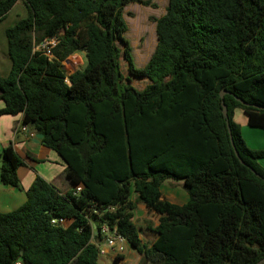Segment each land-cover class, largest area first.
Instances as JSON below:
<instances>
[{"label":"trees","instance_id":"16d2710c","mask_svg":"<svg viewBox=\"0 0 264 264\" xmlns=\"http://www.w3.org/2000/svg\"><path fill=\"white\" fill-rule=\"evenodd\" d=\"M19 1L28 15L5 31L11 67L0 75V116L22 115L46 147L74 154L69 171L82 190L61 193L38 176L23 206L0 213V264H98L102 237L93 225L102 224L150 264H259L264 180L236 157L223 105L240 156L264 178V150L250 149L234 121L241 109L249 126L264 129V0H169L143 68L123 12L149 1L0 0V22ZM49 38L58 40L51 58L34 50ZM77 52L86 66L68 74L62 63ZM121 55L131 76L150 81L145 89L123 75ZM104 119L118 122L112 132L118 139L123 130L126 141L96 175L111 145ZM22 165L13 144L5 147L1 183L19 189ZM167 179L184 181L185 204L162 199ZM132 191L159 217L151 246L134 222Z\"/></svg>","mask_w":264,"mask_h":264},{"label":"crops","instance_id":"0c3cea01","mask_svg":"<svg viewBox=\"0 0 264 264\" xmlns=\"http://www.w3.org/2000/svg\"><path fill=\"white\" fill-rule=\"evenodd\" d=\"M1 57L0 63L1 60L4 59L3 65L5 67V63L7 62L6 53ZM62 65L68 74H72L77 70L83 69L86 66L85 53L77 52L71 55L62 63ZM4 107V101L0 100V110ZM237 111H241L244 114L241 109H237ZM240 122L241 123H239V125L242 129V136L248 147L252 150H264V129L256 128L257 130H247L246 125L248 127L250 126L248 125L246 116L244 120ZM117 124L118 122L112 119H104L102 122V125L111 141V145L108 147V151L105 152L96 163V175L108 166V158L113 151L115 146L114 144L126 141V135L123 130L122 133L118 135V139L115 138V133H113L112 130L117 126ZM112 140H114V142H112ZM11 144H13L16 152L23 160V165L18 170L21 187L18 189L11 186H5L0 181V213H9L23 206L27 201L26 193L38 176L53 185L61 193H66L72 189L82 186L74 184L69 171V160L71 161L75 159V155L67 152V159L63 155H60L46 147L41 135L31 129H28L22 124V115L0 116V165L1 153L3 149ZM259 163L264 168V159H261ZM161 191L162 199H166L173 204L183 205L189 200L188 192L185 188L184 181L182 180L178 181L174 179H167L163 183ZM131 200L136 202L134 222L139 229L140 238L144 244L151 246L157 237L153 228L158 226L159 217L150 212L143 203L137 201L138 194L134 191L131 193ZM126 254L127 253L122 255L123 259H121V261L125 264L129 262ZM131 255H134V258L137 260L140 259L142 261L143 259V256L133 249L130 256ZM107 256L116 258L110 254ZM148 264L150 263L148 262Z\"/></svg>","mask_w":264,"mask_h":264},{"label":"rangeland","instance_id":"374dc122","mask_svg":"<svg viewBox=\"0 0 264 264\" xmlns=\"http://www.w3.org/2000/svg\"><path fill=\"white\" fill-rule=\"evenodd\" d=\"M142 1H149L150 5L132 3L125 7L123 12L124 19L128 26V31L125 34V38L129 41L130 46L132 47L134 63L137 68H143L153 55L158 42L157 20L166 14L169 4V0ZM27 15L28 10L25 4L22 1H19L16 6L8 13L6 19L0 22V58H2L1 56L5 53L7 55L5 31L8 28L13 27L20 19L27 17ZM120 47L122 48V46ZM3 60L4 59H2L0 63V75L7 76L11 65L8 55L6 57L7 62L5 63V67L3 65ZM120 63L123 75L130 79L131 84L134 87L142 90L149 84L147 79H140L129 74L128 63L124 60L122 55ZM235 111L234 121L239 124L241 123L240 121L244 120L245 116L241 111H237V109ZM246 127L247 130H257L255 127H248L247 125ZM131 252L132 249L128 247L126 256L129 259V262L126 264H148V261L144 258L141 261L140 259L137 260L134 258V255L130 256ZM107 255L108 254L100 256L98 264H125L120 259H117V257L112 258L108 257Z\"/></svg>","mask_w":264,"mask_h":264},{"label":"built area","instance_id":"2783aa9c","mask_svg":"<svg viewBox=\"0 0 264 264\" xmlns=\"http://www.w3.org/2000/svg\"><path fill=\"white\" fill-rule=\"evenodd\" d=\"M58 40L57 38H49L45 39L42 43L35 47V51L43 52L46 56L52 57L51 51L57 46ZM26 127V126H25ZM25 130V128H24ZM82 190V187H78L76 189V193H79ZM52 224L68 227L70 224V220L65 218H53ZM93 228L97 233L100 232L102 241L98 243V248L100 252V256L105 254H110L119 258L124 255L129 247L127 239L118 232L116 227H110L108 224H102L99 229L97 226L93 225Z\"/></svg>","mask_w":264,"mask_h":264},{"label":"water","instance_id":"95a60500","mask_svg":"<svg viewBox=\"0 0 264 264\" xmlns=\"http://www.w3.org/2000/svg\"><path fill=\"white\" fill-rule=\"evenodd\" d=\"M227 94V92L225 91H222L221 92V97L222 99L224 98V96ZM242 105L244 106H253V107H257V108H262V107H259V106H256V105H251V104H248L247 102L241 100V99H237ZM223 114H224V117L226 119V122H227V126H228V130H229V133H230V137H231V142H232V146H233V149H234V152H235V155L236 157L238 158V160L245 166H247L258 178L260 179H263V176L260 175L253 167L249 166L244 160L243 158L240 156V153L239 151L237 150L236 146H235V143H234V140H233V137H232V130H231V126H230V121H229V114H228V108L226 105H223ZM264 263V259L261 260L259 262V264H263Z\"/></svg>","mask_w":264,"mask_h":264}]
</instances>
